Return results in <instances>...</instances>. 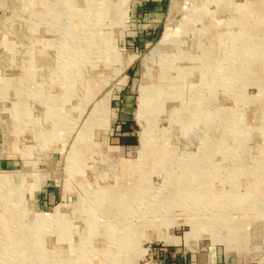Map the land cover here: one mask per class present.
Returning a JSON list of instances; mask_svg holds the SVG:
<instances>
[{
  "label": "rangeland",
  "instance_id": "rangeland-1",
  "mask_svg": "<svg viewBox=\"0 0 264 264\" xmlns=\"http://www.w3.org/2000/svg\"><path fill=\"white\" fill-rule=\"evenodd\" d=\"M155 1L0 0V264H264V0Z\"/></svg>",
  "mask_w": 264,
  "mask_h": 264
},
{
  "label": "crops",
  "instance_id": "crops-1",
  "mask_svg": "<svg viewBox=\"0 0 264 264\" xmlns=\"http://www.w3.org/2000/svg\"><path fill=\"white\" fill-rule=\"evenodd\" d=\"M160 1H161V0H156L155 3H154V5L151 6L150 8H148V11L150 10V12H153L152 14L156 17V19H159V18L161 17L162 4H161ZM150 15H151V14H150ZM153 32H154V30H153V31H149L147 34H149V33H153ZM123 124H125V121H124V122L122 121V122L117 126V128H116V130H117V132L115 133L116 141L118 140V137H117V136H119V134H120V132H119L120 127H121ZM128 129L130 130V133H129V132H127V133L122 132V133H121V136H123V137H124L125 135L129 136V134H130V135H133V136L136 135V134L134 133V129H133V126H132V125H129ZM135 137H136V136H135ZM136 141H137V138H136ZM120 146H122V147H126V146L123 145V144H121ZM126 148H130V147H126ZM187 257H188V256H187ZM187 257H182V256H180V255L177 256V257H175L174 253L169 252L166 248L162 249V251H161V250L158 251V256H157L158 260L160 261V262H159L160 264H194L195 261H196V259H197V258H196V255H195V256L192 255L191 258H190L191 261L189 262V258H187ZM208 259H209V264H217L216 261H215V259H212L211 257H209ZM222 262H223L224 264L227 263L225 259H223ZM257 264H262V263H257Z\"/></svg>",
  "mask_w": 264,
  "mask_h": 264
},
{
  "label": "trees",
  "instance_id": "trees-1",
  "mask_svg": "<svg viewBox=\"0 0 264 264\" xmlns=\"http://www.w3.org/2000/svg\"><path fill=\"white\" fill-rule=\"evenodd\" d=\"M129 125H132L131 122L127 121L125 122V124H123L121 127H120V134L118 137V140H117V143L119 145L123 144L125 145L126 147H134L136 145V137L133 136V135H130L127 136L125 135L124 137L121 136V133L124 132V133H127L129 132L130 133V130L128 129Z\"/></svg>",
  "mask_w": 264,
  "mask_h": 264
},
{
  "label": "bare ground",
  "instance_id": "bare-ground-1",
  "mask_svg": "<svg viewBox=\"0 0 264 264\" xmlns=\"http://www.w3.org/2000/svg\"><path fill=\"white\" fill-rule=\"evenodd\" d=\"M145 106H146V102H144L143 99L142 100L140 99L139 104H138V108H137V111H136V115H137V118H138L139 121H140V119H143L144 116H145V109H144ZM140 141H141V143L144 142V136L143 135H140Z\"/></svg>",
  "mask_w": 264,
  "mask_h": 264
}]
</instances>
